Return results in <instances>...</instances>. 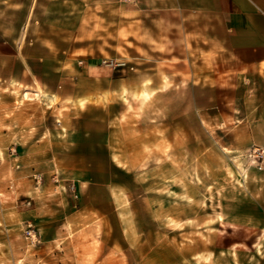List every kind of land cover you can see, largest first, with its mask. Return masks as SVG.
<instances>
[{"label":"rangeland","instance_id":"1","mask_svg":"<svg viewBox=\"0 0 264 264\" xmlns=\"http://www.w3.org/2000/svg\"><path fill=\"white\" fill-rule=\"evenodd\" d=\"M120 2L80 0L79 14L65 7L46 16L63 19V30H49L50 49L70 88L77 68L98 65L101 80L86 86L105 92L78 105L99 106L96 117L115 122L111 155L88 159L72 156L73 144L60 147L56 161L83 173L57 170L37 181L39 165L9 163L28 144L0 142V185L30 189L16 199L0 193V264H264V143L246 141L249 115L262 125L264 111L232 106L236 79L216 80L210 55L174 41L167 25L153 32L149 16L121 15ZM105 58L126 62L125 70L103 66ZM34 91L1 80L0 106L27 108L43 130L54 101ZM72 105L68 98L59 110L64 142ZM47 182L61 191H45Z\"/></svg>","mask_w":264,"mask_h":264},{"label":"crops","instance_id":"2","mask_svg":"<svg viewBox=\"0 0 264 264\" xmlns=\"http://www.w3.org/2000/svg\"><path fill=\"white\" fill-rule=\"evenodd\" d=\"M79 1L0 0V81L32 87L35 91L31 94L39 97L44 95L43 97L54 101V106L46 107L49 115L55 117V122L45 125L43 130L39 129L36 121H32L27 108L0 106V142L28 144L27 147L20 146L24 149L9 163L16 169L23 170L39 165L41 171L35 177L37 181L43 173L57 170L67 177L83 173L56 161L60 147H70L73 144L72 153L70 152L72 156L73 152L78 151L83 152L88 159L96 152H105L107 157L111 155V149L109 151L107 147L113 142L114 134L110 127L115 122L104 119L103 123L96 117L95 110L99 106H93L90 102L84 106L78 105L80 100L97 99L105 92L86 86L90 82L95 83L97 78L100 79L97 75L98 65L88 62L77 68L78 81L70 88L67 80L71 76H65L62 68L54 63L59 60L50 49L56 46V38L49 30L58 31V24H62L63 19L59 22L49 21L46 16L63 15L65 7L71 9V12L68 11L70 14H79ZM117 1L87 0L89 4ZM119 1L126 5L122 6L123 3L120 2L121 15L149 16V21L145 22L150 23L153 32L161 31L167 25V30L174 33V41L182 38L184 46L191 47L194 44L200 48L201 56L207 58L210 55L211 62L216 64V80L236 79L240 86L233 90L236 97L232 100V106H254V110L259 107L264 111V0ZM63 29L59 27V30ZM177 33L180 38L175 37ZM32 48L36 50L34 53ZM29 63H40V66L32 70ZM47 76H53L54 82L49 83ZM35 84L39 85V92L36 91ZM68 98L73 105L66 106L68 113H65L64 125L69 130V135L64 142L62 138L65 135L60 133L62 123L58 120V115L63 107L61 105ZM4 112H8L7 117ZM19 116L23 118L18 120ZM250 120L249 115L246 141L264 143V140L257 138V128H264V124H258L256 116L253 123ZM34 127L37 130L33 134ZM46 131L50 133L47 134ZM78 143L85 144V149L77 147ZM33 149H36L35 152H32ZM55 187L58 185L47 182L43 189L61 191ZM4 192L16 199L30 192V189L11 182L9 185H0V193Z\"/></svg>","mask_w":264,"mask_h":264},{"label":"built area","instance_id":"3","mask_svg":"<svg viewBox=\"0 0 264 264\" xmlns=\"http://www.w3.org/2000/svg\"><path fill=\"white\" fill-rule=\"evenodd\" d=\"M126 1H132V0H126ZM80 64L82 62H79ZM100 63L103 65V66H106L108 68H111L113 70L115 69H120V70H125V67H126V62L124 61H120V60H114V59H110V58H105V59H102L100 61ZM70 190L73 192L74 191V186H71L70 187ZM29 204V202L27 203ZM29 228L26 230V234L28 236H30L31 238L34 237V230L32 228H30L31 226H28Z\"/></svg>","mask_w":264,"mask_h":264}]
</instances>
